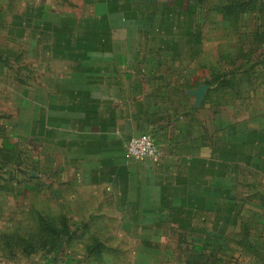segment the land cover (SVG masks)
Wrapping results in <instances>:
<instances>
[{"label":"rangeland","instance_id":"rangeland-1","mask_svg":"<svg viewBox=\"0 0 264 264\" xmlns=\"http://www.w3.org/2000/svg\"><path fill=\"white\" fill-rule=\"evenodd\" d=\"M131 75L189 105L207 152L226 126L224 182L180 184L196 198L177 197L179 168L158 164L154 182L137 165L149 160L125 150L140 191L77 183L106 170L77 171V156L94 166L114 155L78 149L53 124L107 114ZM159 183L155 203L140 198ZM261 194L264 0H0V264H264V250L241 246L246 232L264 244Z\"/></svg>","mask_w":264,"mask_h":264},{"label":"crops","instance_id":"crops-1","mask_svg":"<svg viewBox=\"0 0 264 264\" xmlns=\"http://www.w3.org/2000/svg\"><path fill=\"white\" fill-rule=\"evenodd\" d=\"M91 67L93 66H90V68ZM112 67V69L115 70V66L113 65ZM117 70L120 76L123 74L129 76V70L125 69L123 66H117ZM121 70H123V73H120ZM125 82L123 79H119V82L113 85V87L115 85L117 86V88L115 87L119 93L117 98L110 97L104 100L109 101L106 103L109 104L111 109L107 114H102L93 110H90V113L83 111L84 114L82 116L74 117V125L62 126L53 124L59 127L57 128L58 130L68 127L66 130L73 132L76 137L73 142L78 149H85L90 152L99 150L102 153L109 152L114 155L109 160L101 161L102 163H97L94 166L92 165V161H87L90 159L89 157L77 156V171L85 172L91 167L94 169V174H97L96 170L98 166L102 165L106 168L105 171H102V178L97 179L96 177H90L82 179L79 176L76 179L77 183L81 182L92 186L106 183L107 191L117 193V195H120L122 191H140V187H130L132 178L131 167L135 165V163L132 164L130 160L124 159L122 156L130 138L143 133H152L155 136L159 145L160 156L157 159H146L149 160L146 164L140 162L137 165L143 170L148 169L145 176L154 178V182H156L155 177L157 176H155V174H157L156 168L158 164L168 166L167 171L164 172L167 176L171 175L170 166L176 169L179 168L178 171L174 172L176 180L174 184L177 186L175 189L178 193L181 191L177 197H183L189 200L196 198L191 194L193 191L190 190V193L186 192L185 188L188 187H184L180 190V184L189 183L203 186V183H210L211 179L215 177L219 178V182H224L223 179L227 177L228 173V160L223 158V155L219 154L221 153L219 144L221 141L224 142L223 140H225L226 135L224 133L226 131V126H221V124L218 123L217 135L215 136L218 145H216L213 150L207 152L202 149V144H199V142L205 139L206 132L203 131L201 133L195 130L196 128L190 122L188 116L189 105L183 108L181 106L183 102L174 98L172 94L166 98L164 97V92L159 94L158 91L161 90L160 87L152 86L150 84V77L136 80V78L131 75L128 86H126ZM112 94L114 95V89L110 95ZM76 100L79 101L78 99ZM190 107L192 109L194 105ZM79 119H82V121H79ZM96 120H106V123L98 125L95 123ZM55 126L49 127L52 129ZM206 136L209 137V134H206ZM234 144H237V142H234ZM166 150H170V152L168 153ZM215 151L218 152V154L211 155V153ZM216 163H218V165ZM233 163L234 167H232L235 168L236 159H234ZM217 166L219 167V171L217 173L212 172L211 167L215 168ZM193 167H197L199 170L194 173L192 170ZM206 171L209 172L206 176H203ZM136 179L138 182L140 181V178ZM229 180L232 182L231 178ZM155 187V192L151 190L148 195L144 194V197L140 198L143 200L148 199L149 202L154 201L155 203L158 197L159 199L161 198L163 190L160 183ZM143 190L144 192L146 191L145 186ZM219 192L221 193L220 187ZM94 196L100 197L99 193L96 191ZM124 197L127 196L122 195L119 198ZM174 198L173 196L171 199ZM213 203L215 204L214 201Z\"/></svg>","mask_w":264,"mask_h":264},{"label":"built area","instance_id":"built-area-1","mask_svg":"<svg viewBox=\"0 0 264 264\" xmlns=\"http://www.w3.org/2000/svg\"><path fill=\"white\" fill-rule=\"evenodd\" d=\"M126 156L137 160L157 159L160 151L155 136L145 133L131 137L126 147Z\"/></svg>","mask_w":264,"mask_h":264},{"label":"trees","instance_id":"trees-1","mask_svg":"<svg viewBox=\"0 0 264 264\" xmlns=\"http://www.w3.org/2000/svg\"><path fill=\"white\" fill-rule=\"evenodd\" d=\"M261 195L262 196L258 197V199H261V202L264 203V194H261ZM56 231L60 232L59 229H56L55 232ZM241 241H242L241 246L245 248L246 250L248 249L247 251H249L252 254L258 255L260 257L263 256L262 250H264V244H260L258 240H253L252 238H250L249 232H246L243 235V238ZM56 261L60 262L59 264H71L67 260L64 261V263H62L61 258Z\"/></svg>","mask_w":264,"mask_h":264}]
</instances>
